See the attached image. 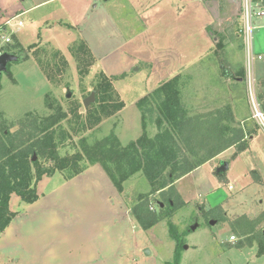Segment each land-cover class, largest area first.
Returning a JSON list of instances; mask_svg holds the SVG:
<instances>
[{
	"label": "rangeland",
	"instance_id": "1",
	"mask_svg": "<svg viewBox=\"0 0 264 264\" xmlns=\"http://www.w3.org/2000/svg\"><path fill=\"white\" fill-rule=\"evenodd\" d=\"M175 6V12L170 13L169 17L165 16V20L160 21L150 32L143 33L142 39L135 46L118 45L104 63L96 64L85 77L79 75L77 60L71 53L70 61L68 60L69 69L63 74L59 85L47 80L31 51L26 60L10 63L11 72L0 74V112L11 124L12 130L18 127V121L27 112L32 111L42 116L55 113L46 106L45 94L50 91L52 99L58 101L69 112L68 120L62 121L69 135L60 144L61 155L79 150L80 139L83 136L93 141L115 130L123 144L137 139L143 130L139 100L179 72L190 73L189 71L181 72V70L194 68L198 59L205 56L212 47L211 38L209 42H205L206 38L203 37L208 28L207 24L213 21L212 15L208 19V16L199 9L201 5L192 0H177ZM196 6L198 7L195 8ZM127 10L128 8L126 12ZM45 11L46 8L36 10L28 17L31 19L33 15L37 16ZM173 15L178 16L177 21L174 20ZM195 16L201 21L194 24L192 18ZM245 27L246 22L241 8L235 20L226 25V34L217 35L216 45L201 61V68L194 71L193 79L186 90L187 104L192 113H204L207 112L205 111L207 108L216 109L218 102L225 105L234 95L239 96L244 102L247 99L255 111L252 91L248 83L244 84L245 86L236 87L232 79L233 82L232 84L230 82L231 86L228 87L223 82L229 75H239L242 70L246 72L247 69L248 73L251 62H249V42ZM193 29L195 33L192 32ZM257 31V28L253 29V41ZM58 42L61 46L64 45L63 40L58 39ZM4 43V49L3 47L0 49L2 53L14 45L15 41L11 38V42ZM112 46H117V42L114 41ZM42 47L43 50L39 52L40 59L53 60L56 48L50 45H42ZM101 71L113 74L111 77L115 80L125 106L120 114L105 118L94 128L84 129V120H78L70 110L81 103L80 111L85 115L86 107L83 105V99L95 91L98 73ZM68 93H71L70 97ZM94 103L96 100L91 104ZM151 131L154 134L156 129L151 128ZM234 155L235 153L228 152L225 154V159L232 160ZM100 171L99 166H96L88 172L94 175V178L97 176L98 183L93 181V184H89L87 183L89 179L84 177V182L80 180V187H78V181L72 183L64 181L65 175L60 172L44 179L40 189L50 195L44 205L48 206L52 203L53 207L54 205L59 207L58 211L56 210L58 207H55L52 213H40L42 210H35V206L28 208L27 204L20 202L18 196H14L13 209L27 213L23 221L28 227L26 233L20 234L22 237L0 236V264H84V252L87 248L89 250L92 247L94 255L95 251L105 250L104 241L110 236V231L108 235L106 232L110 225L107 226L106 222H109L108 217L113 218V215L106 214L103 210L114 199V194L105 187H103L102 196L106 198L99 196L94 198V194L92 195L89 191L84 193L86 188L84 184H88L87 188L91 192L100 191L97 187L100 184L104 185L102 178L98 177ZM225 175L226 173L220 176L213 173L212 187L207 183L193 182V178L185 180L179 186L183 197L193 202L179 208L171 216V220L178 225L181 232L190 228L185 236L184 245H187V248L182 251V264H264V254H257L258 247L244 242V237L234 232L230 225V221L238 215L254 214L258 206L264 208V203H260V199H264V193L261 196L259 191L261 187H255V184L242 189V183H236L233 192L229 193L225 185L218 187L216 184V178L225 182L227 180ZM79 188H82L83 193ZM114 188L128 202L130 217L133 219L135 217L131 206L140 194L149 193L152 186L143 174L138 173L124 184L123 192L115 186ZM150 199L151 203L156 204L155 208L158 211L159 194L151 195ZM70 205H78L81 212L62 211ZM217 205L224 208L230 220H221L212 225L211 220L207 221V216L203 215V211ZM98 208L101 213L97 210ZM117 217L118 215L116 219ZM196 222L199 223L198 228L192 231L191 226ZM133 225L134 223L129 221L123 231L118 234L120 241L123 236L129 238L123 264H127L126 262H129L128 264H166V261L173 258L176 244L168 231V219L161 220L153 230L145 233L137 226L134 229ZM231 234L236 236L235 242L230 241ZM124 243L123 238V243L119 242L121 248ZM146 249L150 250V255L145 253ZM52 252H55L54 256ZM103 253L104 257L98 255L97 259L100 258L103 264H110L111 256L107 258L105 251ZM51 256L54 258L52 259ZM64 259L68 260L63 261Z\"/></svg>",
	"mask_w": 264,
	"mask_h": 264
},
{
	"label": "trees",
	"instance_id": "2",
	"mask_svg": "<svg viewBox=\"0 0 264 264\" xmlns=\"http://www.w3.org/2000/svg\"><path fill=\"white\" fill-rule=\"evenodd\" d=\"M42 50L39 43L24 48L15 40L5 52L19 55L22 61L31 51L47 80L59 85L69 69V61L58 49L54 51L53 60L43 61L39 55ZM70 53L77 60L79 75L87 76L95 63L88 44L83 39L76 40L70 46ZM7 72H11L10 64ZM239 76L245 80L246 72L242 70ZM192 79L190 73H179L139 100L143 130L137 139L123 144L115 130L93 141L83 136L80 149L71 154L60 153V144L69 135L62 124L68 120L69 112L52 99L50 91L45 94L46 106L55 113L42 116L27 112L15 130L0 112V235L17 215L11 208L13 194L23 202L34 203L40 197L37 185L45 176L60 172L70 179L91 165H100L120 192L136 174L147 178L152 189L138 196L131 206L132 214L144 229L168 219V231L176 245L173 258L166 264H182L185 236L190 228L181 232L171 220L172 214L185 205L176 180L232 146L239 152L245 150L253 133L237 122L229 104L204 113H192L186 98ZM94 90L96 103L86 108L85 115L80 111L81 103L70 110L78 120H84V129L94 128L105 118L120 114L125 106L114 78L105 72L98 73ZM258 99L264 112V92ZM151 128L156 129L154 134ZM34 155L36 160H33ZM157 193L158 211L151 209L150 199ZM203 215L207 216V221L230 220L221 205L203 211ZM263 221V214L255 219L241 215L230 221L234 232L244 237V242L257 243L258 255L264 254Z\"/></svg>",
	"mask_w": 264,
	"mask_h": 264
},
{
	"label": "crops",
	"instance_id": "3",
	"mask_svg": "<svg viewBox=\"0 0 264 264\" xmlns=\"http://www.w3.org/2000/svg\"><path fill=\"white\" fill-rule=\"evenodd\" d=\"M176 2L177 0H0V25H2L7 19L17 15L18 18L16 20L23 22L22 25H14L11 29H7L6 31L0 30V49H2L3 46L5 47L3 37L5 35H10L14 41L17 40L24 48H27L33 43L53 46L56 49L62 51L70 61L69 56L71 54L69 47L71 43L80 38L88 44L95 56V63L92 66L94 67L96 66V64L98 65L102 62L104 63L105 60H107V57L109 58V56L112 54L113 49L115 51V48L118 47V45L121 46L124 44H132L135 46V44L142 39L143 33L150 32L157 24H159L160 21L165 20V16H168L173 11L175 12L174 9L176 8ZM192 2L200 4L201 6L199 7V9L202 10V13L207 15L208 19H210L209 16L212 15L213 21L207 24L208 28L206 29V32L203 36L206 38L205 42H209V39L211 38V49L205 56H202L200 59H198L199 62L197 61V65L194 68L181 70V72L189 71L191 75H193L194 71H196L198 68H201V61L211 53L213 47L216 45L217 35L222 34L223 36L226 34V25L235 20V17L238 15V12L241 9V3L237 0H235V3L234 0H192ZM197 7L198 6H196L195 8ZM44 8H46L45 12H42L37 16L33 15L34 17L32 16L31 19H29L30 17L28 16L32 12ZM126 8H128L127 12ZM177 17L175 16V21L178 20ZM27 19L29 21H27ZM192 20L194 24L198 23V21H201L197 16L192 18ZM169 24L171 25V20H169ZM203 25L205 26V24ZM254 28H257L258 31L256 32V37L254 38L252 46V50L255 55L252 59L251 75L255 83L254 85L256 95L260 97V94L264 92V15L255 18ZM192 32H194V29ZM58 39L63 40L64 45L62 44L61 46L58 42ZM114 41L117 42V46H112ZM62 49H65L67 52L63 51ZM259 55L261 56V58H259ZM105 73L108 76L113 75L112 73ZM232 79L234 81L233 85L236 87L247 84V69L245 80L239 75H229L226 79L223 80V82L224 84H227L228 87H230V82L231 84L233 82ZM116 89L118 90L117 87ZM230 99L231 100H229L225 104L231 105L237 122L245 129L251 130L253 132L252 135H250L248 138V147L245 150L239 152L237 151L235 146H232L216 157L202 164L189 174L176 180L175 185L181 195L182 191L180 190L179 186L189 178H193V182H197L198 184L207 183L212 187V180H214L213 173L215 175L218 174L217 169L222 165L223 162H228V168L224 173L218 174V176L224 175L226 173L225 176L227 177V180L225 182H221L216 178V184H218V187L221 185H225L230 193L233 192L236 183H242V189L246 188L248 185L255 184V187H261L259 191L260 195H263L264 124L261 123V121L255 116V111L249 105L247 99H245V102L241 101L240 97L237 95H234ZM211 105L213 106L214 104H212L211 102ZM222 106L223 104L221 102H218V105L216 107L218 108ZM211 109L212 108H207L205 111ZM228 152L235 153L232 160H229L227 158V160L225 159V154ZM96 166H99L101 170V173L99 172L100 174H98V177L102 178V181H104V185L100 184L98 186L96 184L98 186L97 188H100V191L91 192L87 188L88 184H84V187H86L84 188V193L89 191L92 195L94 194V198H97L98 196L106 198L105 196H102V190L103 187L108 188L110 192L114 194V199L111 200V203H108L109 206L107 208L104 207L103 212L105 211L106 214L113 215V218L115 219L117 215L118 217L116 220L108 217L109 222H106L107 226L110 225L106 229L107 235L110 231V236L108 237V240L104 241L105 250L102 249L100 250V252L95 251L94 255V249L91 247V249L88 250L87 248L86 252H84L85 260L83 263L103 264L102 260H100V258L97 259V257L98 255L103 256V252L105 251L107 258L108 256H111V258L109 259L111 262L110 264H123L129 238H127V236H123L121 237L120 241V238L118 239V234L123 231V229L126 227L125 225H127V223L131 221L134 223V229H136L137 226L145 233L153 230L157 226V224L160 223V221L152 227L144 229L135 218L131 219L129 213L130 207L128 205V202H126V200L123 199L121 193H119L114 188L111 179L100 165H91L83 173L70 179L63 176L64 181H67L68 183L78 181V187L81 186L80 180L84 182L85 178L89 179L90 182L87 180V183L89 184H93V181L98 183L99 181H97V176L96 178H94V175L88 174V172ZM49 177L51 176H45L42 180L39 181L37 188L40 197L36 202L26 203L21 201V199L20 202L27 204L28 208L29 206H35V210H42L40 211V213L54 212L55 207H58V205H54L53 207L51 202L50 205L52 206H50L49 204L48 206L44 205L46 199L50 195L46 192L41 191L40 189V184L42 183V181ZM82 188H79L81 193H83ZM14 196L18 195H12L11 208L12 210L17 211V215L1 235L11 237H13L12 235L18 237L19 235L20 237H22L20 234L26 233L28 227L25 221H23V218L24 216H27V213L19 209H13L12 200ZM184 201L185 205H190L193 203L188 200V198H185ZM260 203H264V199H260ZM58 209L59 207L56 208L57 211ZM63 210L71 211L73 213H76V211L77 213H79V211L81 212V210L78 208V205H70V207H67L66 209L64 208L62 209V211ZM97 210L100 211V208H98ZM262 214L264 215V208L263 206H258L254 214L248 215V213H243L241 215H247L249 218L255 219ZM114 215L116 216L114 217ZM118 218H120V220ZM262 225H264V221L262 222ZM123 238L125 239V243L121 248L120 244L123 243ZM254 245L258 247L257 243H254ZM53 253L55 252H52V256H54ZM147 255H150V253ZM52 256L51 258L53 259L54 257ZM67 260L68 259H64L63 261ZM126 263L128 264L129 262Z\"/></svg>",
	"mask_w": 264,
	"mask_h": 264
},
{
	"label": "built area",
	"instance_id": "4",
	"mask_svg": "<svg viewBox=\"0 0 264 264\" xmlns=\"http://www.w3.org/2000/svg\"><path fill=\"white\" fill-rule=\"evenodd\" d=\"M241 3V8L243 10V17L246 22V27H245V32L248 37V51H249V69H248V84L249 87L252 91V102L254 104L255 108V116L261 121V123L264 124V112L261 108V102L258 99V96L256 95L255 92V83L254 80L252 79L251 75V64H252V59L254 58V53L252 50L253 46V29H254V23L253 19H255L258 16L264 15V0H238ZM18 18L17 16H13L9 19H7L2 25H0V30L6 31L7 29H11L14 25H22L23 22L17 21L16 19ZM11 32V30H10ZM11 36L10 35H5L3 37L4 42H11ZM0 55H2V51L0 50ZM259 58L261 56L259 55ZM156 204L151 203V209H155ZM232 242H235L236 236L232 235L231 239Z\"/></svg>",
	"mask_w": 264,
	"mask_h": 264
},
{
	"label": "water",
	"instance_id": "5",
	"mask_svg": "<svg viewBox=\"0 0 264 264\" xmlns=\"http://www.w3.org/2000/svg\"><path fill=\"white\" fill-rule=\"evenodd\" d=\"M20 60V56L10 53V52H4L2 55H0V74L3 72H7L8 66L12 62H17ZM71 96V93H68V97ZM96 100V92L92 91L88 97L83 99V105L84 107H88L92 102ZM33 160H36V155H34ZM228 168V162H223L222 165L217 169L218 174L224 173ZM216 220H211L210 224L214 225L216 224ZM199 223L196 222L191 226V230L195 231L198 228ZM184 248H187V245H184ZM146 254H149V249L145 250Z\"/></svg>",
	"mask_w": 264,
	"mask_h": 264
}]
</instances>
